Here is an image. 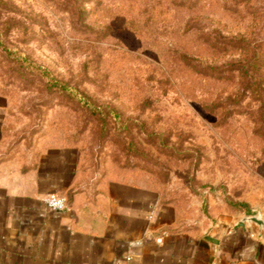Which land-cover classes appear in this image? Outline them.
Returning a JSON list of instances; mask_svg holds the SVG:
<instances>
[{
	"label": "rangeland",
	"instance_id": "1",
	"mask_svg": "<svg viewBox=\"0 0 264 264\" xmlns=\"http://www.w3.org/2000/svg\"><path fill=\"white\" fill-rule=\"evenodd\" d=\"M0 29L102 111L0 48L15 139L172 206L185 229L264 217V101L237 66L256 51L264 77V0H0Z\"/></svg>",
	"mask_w": 264,
	"mask_h": 264
},
{
	"label": "crops",
	"instance_id": "2",
	"mask_svg": "<svg viewBox=\"0 0 264 264\" xmlns=\"http://www.w3.org/2000/svg\"><path fill=\"white\" fill-rule=\"evenodd\" d=\"M0 112V264H264V230L242 218L194 231L170 205L99 185ZM90 180V181H89ZM68 207L52 210L49 194Z\"/></svg>",
	"mask_w": 264,
	"mask_h": 264
},
{
	"label": "trees",
	"instance_id": "3",
	"mask_svg": "<svg viewBox=\"0 0 264 264\" xmlns=\"http://www.w3.org/2000/svg\"><path fill=\"white\" fill-rule=\"evenodd\" d=\"M7 37L6 31L0 29V48L8 52L9 54H14L17 62L21 67H35L45 78V84L48 88L57 90L61 93L68 95L69 97L75 98L82 105L87 106V108L93 109L95 112L101 111V106L95 103L93 97L82 91L78 86L71 84L70 82L60 78L52 70L46 66L39 65L31 59V56L24 53L18 45L10 44L6 45L4 38ZM260 55L254 51V56L250 58H245L239 65H237L241 71V75L246 80L245 90H251L255 97H258L261 101H264V77H256L252 72L260 63ZM259 63V64H258ZM258 72V71H256ZM102 113V111H101ZM248 215H252L251 209L247 208Z\"/></svg>",
	"mask_w": 264,
	"mask_h": 264
},
{
	"label": "built area",
	"instance_id": "4",
	"mask_svg": "<svg viewBox=\"0 0 264 264\" xmlns=\"http://www.w3.org/2000/svg\"><path fill=\"white\" fill-rule=\"evenodd\" d=\"M46 204L52 210H64L68 207L69 201L68 198L64 195L58 194H49L46 198Z\"/></svg>",
	"mask_w": 264,
	"mask_h": 264
},
{
	"label": "water",
	"instance_id": "5",
	"mask_svg": "<svg viewBox=\"0 0 264 264\" xmlns=\"http://www.w3.org/2000/svg\"><path fill=\"white\" fill-rule=\"evenodd\" d=\"M245 222H248L250 224L255 223L259 226V228L264 230V217L260 215L246 216L241 220L242 224H244Z\"/></svg>",
	"mask_w": 264,
	"mask_h": 264
}]
</instances>
